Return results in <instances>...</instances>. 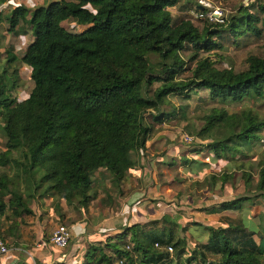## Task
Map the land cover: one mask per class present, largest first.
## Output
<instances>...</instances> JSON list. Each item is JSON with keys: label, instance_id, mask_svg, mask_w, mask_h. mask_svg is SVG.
Instances as JSON below:
<instances>
[{"label": "trees", "instance_id": "16d2710c", "mask_svg": "<svg viewBox=\"0 0 264 264\" xmlns=\"http://www.w3.org/2000/svg\"><path fill=\"white\" fill-rule=\"evenodd\" d=\"M1 3L0 25L6 19L9 33L23 21L32 30L34 39L20 61L31 68L34 87L25 99L13 96L19 73L10 70L17 59L9 56L0 70V117L7 137L0 165L16 172L0 174V239L13 235L24 215L34 214L30 205L39 185H47L56 205L77 201L78 209H88L96 199L91 191L97 171L104 170L112 184L121 185L145 155L155 126L179 113L186 118L184 110L163 108L170 95L189 99L208 90L221 103L264 97V57L250 55L247 68L236 71L202 55L224 50L228 43L239 45L250 36L262 37L264 3L242 7L222 22L199 18L205 20L203 28L186 17L175 18L170 10L179 6L201 12L193 0H54L33 10L19 4L6 17ZM67 21L85 28L69 29ZM202 120L196 135L210 142L192 155L207 148L213 159L233 160L264 139V117L252 108H212ZM15 152L23 160L12 157ZM181 162L206 163L184 156ZM39 172L40 179L35 177ZM232 176L211 175L207 182L227 183ZM243 183L244 194L205 210L241 212L247 203L255 204L256 196L264 200V166L255 188L247 171ZM258 215V230L227 216L219 226L195 222L207 236L193 248L182 233L194 222L183 225L167 214L135 222L90 242L75 264H264V212ZM5 219L11 222L8 230L3 229Z\"/></svg>", "mask_w": 264, "mask_h": 264}, {"label": "rangeland", "instance_id": "374dc122", "mask_svg": "<svg viewBox=\"0 0 264 264\" xmlns=\"http://www.w3.org/2000/svg\"><path fill=\"white\" fill-rule=\"evenodd\" d=\"M51 1L54 0H2L1 8L6 17L19 4L33 10L35 7L47 5ZM193 1L195 5L198 4L199 6L202 0ZM205 1L207 10L221 7L226 18L249 4L260 5L264 3V0ZM170 10L175 18L186 17L199 28H203L205 24V20L199 19L194 9L182 10L177 6ZM252 10L255 11V8ZM259 25L261 26V23ZM64 26L77 31L85 28L73 21L65 22ZM8 27V22L5 19L0 25V70L7 64L9 56H16L17 61L13 63L10 70L18 69L19 80L12 94L22 100L29 96L34 87V82L31 79V68L24 65L20 59L34 36L27 21L21 22L15 33H9ZM202 55H211L220 68L232 67L236 71L245 70L250 55L264 57V35L260 38L250 36L241 41L239 45L228 43L224 50H215ZM190 75V71L184 74L186 77ZM169 99L170 104L163 108L166 110L173 108L184 110L186 118H183L179 113L170 120L155 126V131L150 137L149 147L143 155V165L138 163V167L130 170L127 179L119 186L111 183L112 177L109 173L104 170L97 171L93 177L95 186L91 191L96 192V199L91 202L88 209L75 207L77 201L73 202L75 205L59 201V207L56 205L57 202L53 201V197H48L47 185L38 184L40 188L37 189L36 199L30 205L34 214L24 215L21 218L22 221L19 220L20 226L13 230L14 234L6 236L4 240L7 242L10 251L1 256L0 260L15 259L26 262L28 260L29 264H43L47 260L42 259L41 261L36 256L37 249H40V252L52 253L53 259L75 264L76 261L80 260L82 254H85L90 242L100 240L96 239L101 238L100 236H103L101 239L104 240L106 235L111 234V231L106 230L107 225H100L101 223L107 224L106 219L111 217L109 223H113L114 226L118 224L115 228L128 226L135 222L158 219L165 214L171 218H178L183 225L194 222L190 226L189 232L182 233V236L185 235L188 239L189 248H193L197 241L205 239L207 236L205 231L199 232L200 230L194 225L195 222L219 226L225 221L223 216H227L236 221L242 220L248 227H254L258 230L260 220L258 214L264 212V200L259 196L254 198V205L250 206L247 203L241 212L209 213L205 208L223 200H231L237 193L244 194L246 192L243 183L244 171L252 174L255 188L259 180L260 170L264 166V139L257 142L252 151L238 155L233 160L213 159L212 153L207 148L194 155L191 152L210 142V139L203 140L196 135L203 125V116L210 109L225 108L229 112H238L242 109L252 108L264 117V97L256 100L247 98L238 103H221L212 99L208 90H200L196 94H192L189 99L180 95H170ZM184 134L193 136V141H184ZM6 143L7 137L0 117V155L6 150ZM11 156L20 157L23 160L19 152H15ZM182 156L190 160L196 158L199 162L206 163L202 166L197 165V163L187 166L181 162ZM163 160L167 163H164ZM171 162L176 163L171 164ZM3 172L13 175L16 168L0 165V174ZM223 173L233 175L227 183H222L221 180H217L215 183L207 182L211 175L221 176ZM40 175L42 172H39L35 177L40 179ZM24 185L23 181L21 187ZM41 194L43 196H40ZM251 194H255L253 189ZM7 214L10 219L14 218L11 211H8ZM3 222V229L8 230L11 222L8 219ZM59 225H66L69 229L74 226H84L86 230L90 231V228L93 230L95 228V231L93 236H90L89 231L80 235L82 238H76L73 234L66 248L57 249L50 240L46 241L45 234L51 238ZM38 242H41L43 247H38ZM45 242L48 246L44 245ZM170 252L174 254L173 250ZM72 256H76V258Z\"/></svg>", "mask_w": 264, "mask_h": 264}, {"label": "built area", "instance_id": "2783aa9c", "mask_svg": "<svg viewBox=\"0 0 264 264\" xmlns=\"http://www.w3.org/2000/svg\"><path fill=\"white\" fill-rule=\"evenodd\" d=\"M199 6L204 7L201 12H197L198 18H208L210 21H224V10L221 7L214 8V10L206 9V1H200ZM184 141L192 142L193 136L190 134H184ZM72 238V231L66 225H59L53 232L50 241L53 246L57 249H64L69 245V242ZM172 251V247L168 248ZM10 249L6 241L0 239V257L9 253Z\"/></svg>", "mask_w": 264, "mask_h": 264}, {"label": "crops", "instance_id": "0c3cea01", "mask_svg": "<svg viewBox=\"0 0 264 264\" xmlns=\"http://www.w3.org/2000/svg\"><path fill=\"white\" fill-rule=\"evenodd\" d=\"M149 144H150V140H149ZM138 163L140 164V165H143V156L139 159V161H138ZM138 167V165L136 166V168ZM133 170V169H132ZM41 206H43V204H41ZM112 219V217L111 218H108V219H106L107 220V224H105V223H101L100 225H107L108 226V228L106 229V230H108V231H111V234L110 235H114L116 232H118L119 230L118 229H120V228H115V226L116 225H118V224H116L115 226L113 225V223H109V221ZM113 222V221H112ZM102 231L104 230V228L103 229H101ZM71 231H72V235L74 234V236L76 237V238H79V237H81L80 235H83V234H85V233H87L89 230H86V227H84V226H74L73 228H71ZM94 231H95V228H94V230L93 229H91L90 228V231L88 232L89 234H90V236H93V233H94ZM109 235V234H108ZM108 235H106V236H108ZM96 237V236H95ZM101 238L103 237V236H100ZM82 238V237H81ZM101 238H96V239H101ZM37 245H38V247H41L42 246V243L41 242H38L37 243ZM44 245H46V246H48V244L45 242L44 243ZM45 246V247H46ZM43 247V246H42ZM41 250L40 249H37V254H36V256H37V258L38 259H40L41 261H42V259H45V260H47L46 262H44L43 264H49V263H52V262H54V261H59V262H61L60 260H57L56 258H52L54 255L52 254V253H43V252H40ZM72 257H75L76 258V256H72ZM17 261H20V260H15V259H13V260H9V259H7V260H0V264H15ZM27 262H28V260H27Z\"/></svg>", "mask_w": 264, "mask_h": 264}, {"label": "water", "instance_id": "95a60500", "mask_svg": "<svg viewBox=\"0 0 264 264\" xmlns=\"http://www.w3.org/2000/svg\"><path fill=\"white\" fill-rule=\"evenodd\" d=\"M201 8V10L203 9V7H200Z\"/></svg>", "mask_w": 264, "mask_h": 264}]
</instances>
